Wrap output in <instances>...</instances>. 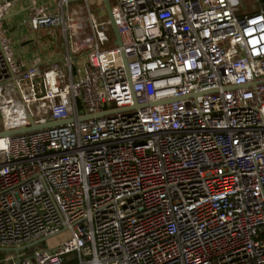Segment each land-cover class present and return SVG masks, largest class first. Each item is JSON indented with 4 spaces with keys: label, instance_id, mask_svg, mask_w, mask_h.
I'll return each instance as SVG.
<instances>
[{
    "label": "built area",
    "instance_id": "obj_1",
    "mask_svg": "<svg viewBox=\"0 0 264 264\" xmlns=\"http://www.w3.org/2000/svg\"><path fill=\"white\" fill-rule=\"evenodd\" d=\"M22 1L62 63L15 57ZM74 1L0 0V132L74 120L0 139V248L59 238L0 264H264V0H109L120 46Z\"/></svg>",
    "mask_w": 264,
    "mask_h": 264
},
{
    "label": "crops",
    "instance_id": "obj_2",
    "mask_svg": "<svg viewBox=\"0 0 264 264\" xmlns=\"http://www.w3.org/2000/svg\"><path fill=\"white\" fill-rule=\"evenodd\" d=\"M28 21V5L22 1L14 7L4 22L6 35L12 43L15 57L25 67L32 66L34 61L40 58L42 71L52 62L62 63L68 53L67 47H64L58 38L51 37L48 30L33 32Z\"/></svg>",
    "mask_w": 264,
    "mask_h": 264
},
{
    "label": "water",
    "instance_id": "obj_3",
    "mask_svg": "<svg viewBox=\"0 0 264 264\" xmlns=\"http://www.w3.org/2000/svg\"><path fill=\"white\" fill-rule=\"evenodd\" d=\"M78 1H81V0H76L74 2H78ZM102 1L104 3L105 9H106V13H107L109 21L111 23L113 32H114V34L116 36V39H117L116 44L118 46H120L121 45V37H120L118 27H117L116 22H115L114 17H113V13H112V8H111V5H110V2H109V0H102ZM125 64H127L126 59H125ZM260 83L263 84L264 80H262ZM248 86H251V85H248ZM164 103H167V101L153 103L151 106L154 107V106H157V105H160V104H164ZM144 107H147V106L146 105L145 106H139L136 103L133 108L117 109V110H114V111H107V112H103V113H100V114H97V115H94V116L88 115V116L81 117L80 121L92 120L94 118L99 119V118L107 117V116L118 114V113H126V112H130V111H134V110L141 109V108H144ZM27 115H28V119H29L30 125H28L26 127H23V128H20V129L2 131V132H0V139L11 138V137H14V136L23 135V134H27V133H31V132H35V131H40V130H45V129H49V128H52V127H55V126H59V125H63V124H69V123L74 122V120L71 119V120H68V121H65V122H54V123L37 125L34 122V119H33L32 115H31V113H30V111L28 109H27ZM44 242H46L45 238L41 239L39 241H36V242H34V243L30 244V245H27L25 247L19 248V249L18 248H12V249H4L3 248V249H0V252L20 253V252L25 251L27 249L37 247V246L43 244Z\"/></svg>",
    "mask_w": 264,
    "mask_h": 264
},
{
    "label": "rangeland",
    "instance_id": "obj_4",
    "mask_svg": "<svg viewBox=\"0 0 264 264\" xmlns=\"http://www.w3.org/2000/svg\"><path fill=\"white\" fill-rule=\"evenodd\" d=\"M240 1H241V5H242L241 9H242L243 14H249V13L257 11V9H258L257 0H240ZM88 6L91 8L92 13L95 15V17L97 19H100L99 15H98V12H99L98 10L100 8L103 9L104 6L99 2H90L88 4ZM239 12L240 11H237V14ZM70 13H71L72 18L75 20L86 21L88 18V7H87L86 2L80 1V2L72 3L70 6ZM107 18L108 17L106 15V19ZM105 31L109 32V36L111 38L114 36V32H113L112 27L106 28ZM59 40H61L60 36H59ZM60 43H61V41H60ZM109 47H113V44H108L106 46V48H109ZM2 123H3V121H2L1 114H0V131L2 130ZM58 241H59V238H55V239L50 240L49 242H44L43 244L39 245V247H41V248L48 247V246L54 245L53 243H56ZM37 247L27 249V250H25V252L27 254L31 255L35 252ZM0 249H3V248H0ZM4 249H6V248H4ZM13 253L14 252H0V258L4 259V258H6V256L13 254Z\"/></svg>",
    "mask_w": 264,
    "mask_h": 264
},
{
    "label": "bare ground",
    "instance_id": "obj_5",
    "mask_svg": "<svg viewBox=\"0 0 264 264\" xmlns=\"http://www.w3.org/2000/svg\"><path fill=\"white\" fill-rule=\"evenodd\" d=\"M2 144V142L0 141V145Z\"/></svg>",
    "mask_w": 264,
    "mask_h": 264
}]
</instances>
